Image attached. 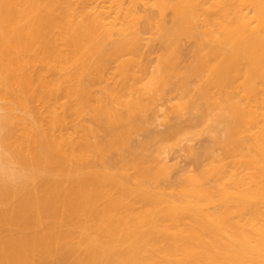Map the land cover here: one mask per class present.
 Listing matches in <instances>:
<instances>
[{
	"label": "bare ground",
	"instance_id": "bare-ground-1",
	"mask_svg": "<svg viewBox=\"0 0 264 264\" xmlns=\"http://www.w3.org/2000/svg\"><path fill=\"white\" fill-rule=\"evenodd\" d=\"M0 264H264V0H0Z\"/></svg>",
	"mask_w": 264,
	"mask_h": 264
},
{
	"label": "rangeland",
	"instance_id": "rangeland-1",
	"mask_svg": "<svg viewBox=\"0 0 264 264\" xmlns=\"http://www.w3.org/2000/svg\"><path fill=\"white\" fill-rule=\"evenodd\" d=\"M162 106H160L159 108H158V110L159 109H162L161 108ZM160 111V110H159ZM159 113V112H158ZM160 114V113H159ZM161 121L158 123L159 124V126L157 125V124H155L154 125V128L156 127L157 129H161V128H163L164 129V126H161ZM163 125V124H162ZM190 138V137H189ZM193 138H194V140H193ZM193 138H190V139H188V137L187 138H185V139H188V140H190V141H185L184 139V141H182L181 143V146L180 145H178V146H176V147H173V146H171L169 149V151L170 152H168V153H165L164 155H166V159H167V162H169L170 164H174V165H176V166H178V168H180V169H183V170H186L187 172H188V170H191L192 169V166H190L189 164H188V162L186 161V159L187 158H185V155H187V154H184V151H183V149H185V148H183L185 145L187 146V144H193V145H196L197 143H198V139L199 138H196V141H195V137H193ZM193 140V141H192ZM172 147H173V149H172ZM194 168V167H193ZM192 171H194V170H192ZM189 173V172H188Z\"/></svg>",
	"mask_w": 264,
	"mask_h": 264
}]
</instances>
